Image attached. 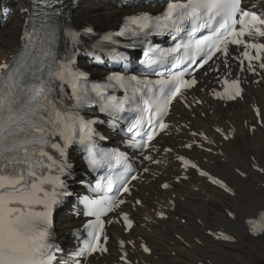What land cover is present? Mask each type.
I'll return each instance as SVG.
<instances>
[{"label": "snow or ice", "instance_id": "1", "mask_svg": "<svg viewBox=\"0 0 264 264\" xmlns=\"http://www.w3.org/2000/svg\"><path fill=\"white\" fill-rule=\"evenodd\" d=\"M75 3L30 0L29 8L23 9L27 20L20 42L0 60V264H84L88 258L99 262L111 255L107 228L118 225L123 233H131L136 226L133 210L152 207L156 219L167 220L169 212L164 207L157 210L146 202L152 192L146 189L144 196L137 195L138 186L133 182L148 181L157 192L167 193L165 203L171 210L177 205L176 187L188 181L193 172L230 197L237 196L229 181L191 156L174 146L157 144L175 131L188 137L187 141L181 139V149L223 156L222 146L239 139L230 120L222 124L211 121L213 138L208 131L195 128L192 119L180 123L167 122L166 118L178 103L191 117L211 120L216 108L209 100L196 96L188 99L189 93L202 84L196 75L201 70L208 83L200 91L222 109L245 101L247 83L264 86V0H168L159 14L142 11L124 17L118 31L103 35L97 51L107 50L114 60H126L116 51L120 43L117 38L128 40L125 47L133 48L147 45L149 37L164 36L170 38L172 46L147 47L143 52L146 59L141 63L156 79H140L119 71L110 73L105 83L90 82L89 74L77 67L75 56L83 37L91 36L94 29L73 26L67 10ZM95 59L100 60V55ZM234 64L238 71L233 70ZM244 73H251L255 79L248 81ZM213 81L218 87L209 86ZM115 89L124 90L123 98L111 94ZM97 106L107 121L81 115V110ZM249 107L254 122L242 120L241 126L248 136H255L264 129V109L258 104ZM120 122L131 134L126 143L140 149L141 162L156 165V170L150 166L134 168L126 152H106L98 146L93 125L108 123L116 129L122 126ZM98 138L107 139L102 135ZM77 144L86 152L91 171L107 168L100 177L104 183L97 186L105 196L83 198L84 210L77 214L91 219L82 224L83 232L74 234L79 243L65 254L55 242V214L72 195L67 185L73 168L69 150ZM172 158L183 170L175 176V183L164 178L167 168L160 167L171 164ZM248 160L250 169L264 178V163L251 149ZM234 175L242 180L251 178L240 166L234 168ZM126 205L129 210H125ZM225 213L236 219L231 209ZM246 224L252 237H264V208ZM207 234L216 241H236L225 231L209 229ZM177 239L184 240L179 235ZM137 248L152 254L147 243L137 244L121 236L118 264H133L129 251Z\"/></svg>", "mask_w": 264, "mask_h": 264}, {"label": "bare ground", "instance_id": "2", "mask_svg": "<svg viewBox=\"0 0 264 264\" xmlns=\"http://www.w3.org/2000/svg\"><path fill=\"white\" fill-rule=\"evenodd\" d=\"M83 3L101 4L103 9L100 14L105 15L107 19L114 18L120 12L115 3L110 0H84ZM82 9L83 7L80 5L73 15L76 23H80L87 16V14L81 13ZM5 33L8 34V38L3 37L4 39H1L3 46L0 48V60L17 44L13 40L16 36V30H6ZM253 94L256 95L255 92ZM248 109L249 107L244 104L243 109L238 106L230 111H233L234 117L239 119L240 114ZM223 149L225 151L224 163L217 161L215 164L217 166L216 172L232 182L236 188L237 196L229 197L208 185L198 183L196 179L190 183H183L182 188H176V192L181 193L188 200L178 204L175 215L186 216L189 218L187 223L181 224L179 219L173 218L168 223L153 227V232L150 234L146 232V229L150 228L152 224H149L148 221H140L144 225L138 232L147 237L157 256V258L149 257L147 259L153 262L152 264H198L200 262L209 264L208 262L215 261L216 256L228 253H232L230 259L234 263L243 264L244 260L238 258L235 253L236 249L239 250L242 247L241 245H243L242 249L249 250L257 257L259 255V260L264 264V237L250 239L247 234H244L243 237L249 239L248 244L244 245L246 240L239 238L238 243L225 245L212 241L204 233L206 229H217L222 223L230 228H235L238 233L245 232V218L252 216L259 208H264V187L261 186L264 183V178L250 169L248 160V150L251 149L257 159L264 163V133L257 132L255 136L241 133L235 143L225 144ZM234 166L246 167L251 178L242 180L236 177L233 171ZM195 186L198 187V191L192 192L191 190ZM225 208H235V221L228 219ZM142 218H145L144 213L140 214V219ZM70 223V220L59 218L57 223L59 234H62L65 227ZM177 233L181 234L191 246H186L177 239L175 237ZM195 238L200 239L204 244H197ZM174 252L175 254H173ZM115 257L116 254L112 253L110 257L99 262H92V264H103V262L104 264H112L111 260H115Z\"/></svg>", "mask_w": 264, "mask_h": 264}, {"label": "rangeland", "instance_id": "3", "mask_svg": "<svg viewBox=\"0 0 264 264\" xmlns=\"http://www.w3.org/2000/svg\"><path fill=\"white\" fill-rule=\"evenodd\" d=\"M82 7H83V9H82V11H81V13H83V14H87V16L88 15H97V14H100V12L102 11V9H103V7L101 6V4H96V5H93V4H86V3H83L82 2ZM106 21V25L107 26H110V24L112 23V22H110V21H108L107 19L105 20ZM13 22H14V20H13ZM11 24V23H10ZM4 27V26H3ZM0 27V48H1V46H3L2 45V40L1 39H4V38H8V34L7 33H5L6 32V30H16V26L13 24V25H10L9 27ZM8 28V29H7ZM3 31V32H2ZM4 37V38H3ZM16 37V36H15ZM13 40H14V42L16 41L15 40V38H13ZM12 43V42H11ZM10 43V44H11ZM252 241V240H251ZM249 242H246V243H244V244H248ZM242 247H243V245H241ZM242 247H240V251L238 252V255L241 257H238L237 256V253H236V256L238 257V258H240L241 260H244V263L243 264H262L261 263V261L257 258V255L255 256L253 253H251L249 250H247V249H245V248H243L242 249ZM242 249V250H241ZM247 250V251H246ZM250 253H249V252ZM230 254V253H229ZM252 254V255H251ZM255 258V259H254ZM252 259H254V260H252ZM232 261V260H231ZM230 260H229V262L231 263V264H233L232 262H231Z\"/></svg>", "mask_w": 264, "mask_h": 264}]
</instances>
